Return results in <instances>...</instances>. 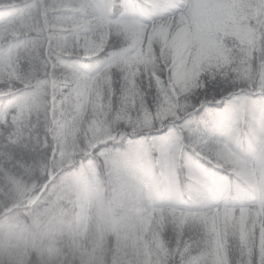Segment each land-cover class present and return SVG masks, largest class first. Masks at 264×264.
<instances>
[{
	"label": "snow or ice",
	"instance_id": "obj_1",
	"mask_svg": "<svg viewBox=\"0 0 264 264\" xmlns=\"http://www.w3.org/2000/svg\"><path fill=\"white\" fill-rule=\"evenodd\" d=\"M0 264H264V0H0Z\"/></svg>",
	"mask_w": 264,
	"mask_h": 264
},
{
	"label": "trees",
	"instance_id": "obj_2",
	"mask_svg": "<svg viewBox=\"0 0 264 264\" xmlns=\"http://www.w3.org/2000/svg\"><path fill=\"white\" fill-rule=\"evenodd\" d=\"M202 163L207 164L206 161H203ZM181 179H184V177H183V175H182V172H181Z\"/></svg>",
	"mask_w": 264,
	"mask_h": 264
}]
</instances>
